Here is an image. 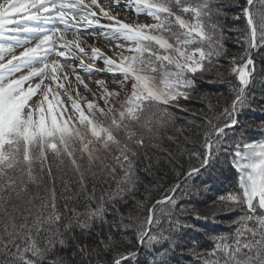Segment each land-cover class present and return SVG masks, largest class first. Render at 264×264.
<instances>
[{
	"label": "snow or ice",
	"instance_id": "1",
	"mask_svg": "<svg viewBox=\"0 0 264 264\" xmlns=\"http://www.w3.org/2000/svg\"><path fill=\"white\" fill-rule=\"evenodd\" d=\"M262 49L264 0H0V264H169L191 227L181 216L219 213L227 228L192 249L196 264H264V141L229 135L254 102L264 109ZM85 75L101 77L97 91ZM205 78L221 86L215 100L199 97L201 114L177 130L184 147L163 175L144 165L143 183L149 142ZM221 163L234 183L201 216L184 200Z\"/></svg>",
	"mask_w": 264,
	"mask_h": 264
},
{
	"label": "trees",
	"instance_id": "2",
	"mask_svg": "<svg viewBox=\"0 0 264 264\" xmlns=\"http://www.w3.org/2000/svg\"><path fill=\"white\" fill-rule=\"evenodd\" d=\"M229 13L228 20L232 19L230 14L234 9H226ZM232 31L229 28H225V32ZM225 39H228L225 37ZM224 39V40H225ZM229 53L233 54L232 51L237 50L235 46V41H231L228 44H225ZM261 55H264V49L257 53L256 59H259ZM222 62V61H220ZM259 66V65H258ZM219 71L227 73L224 71L223 67ZM221 86L215 81L209 82L207 78L203 81H199L197 84V93L193 95L190 102L181 101L182 104H187V111L180 112L179 110L173 109V115L175 117L174 122L170 123L167 127L161 130V134L156 138L155 142H149L147 149L148 159L144 160L142 157L141 175L145 177L143 183H148L149 180L153 179V176L149 175L148 172H145L144 165L151 164L150 172L156 175H161L160 171L166 172L163 169L164 161L168 160L170 155L175 156L178 148H183V137L188 136L189 132H178L177 130L182 127H191V117L199 116L200 108L203 107L204 101L199 99V97L209 94L212 95L213 101L215 100L214 92L217 88ZM259 84H257L254 89L255 92H259ZM259 100V96H257ZM259 113V114H258ZM187 118V119H186ZM242 122L239 125V130L235 133L230 132L229 135L241 136L243 135L245 140H258L262 136L261 129L264 128V124H261V121H264V109H261L257 102H254L252 109H245L241 116L239 117ZM181 137L179 139H168V137L173 136ZM173 141V142H172ZM161 148H165L164 152L161 151ZM157 169L160 171L157 173ZM167 166V171H168ZM198 183L204 182L209 185V190L202 193L198 197H194L191 200L185 198L184 203L190 205L189 208H193L199 211L201 216L208 215L214 210L218 209V206L212 205V200H214L218 195L228 191L231 187V184L234 183V176L232 171L229 169L227 164L221 163L216 166L214 169L205 172L197 180ZM212 186V187H211ZM217 186V187H216ZM211 187V188H210ZM127 211V209H122ZM182 222L186 223L191 227H186L182 238L177 241L179 247L168 252L169 264H196L195 253L192 251L193 248L205 249L211 247L209 243L210 235L213 233H223L229 223V217L224 213H219L216 219H212L209 216V219H194L193 214H184L181 216ZM225 222V223H224ZM131 239V238H130ZM193 241L198 243L193 244ZM141 255L140 259L145 260ZM147 259H150L148 257ZM191 260V261H190Z\"/></svg>",
	"mask_w": 264,
	"mask_h": 264
},
{
	"label": "rangeland",
	"instance_id": "3",
	"mask_svg": "<svg viewBox=\"0 0 264 264\" xmlns=\"http://www.w3.org/2000/svg\"><path fill=\"white\" fill-rule=\"evenodd\" d=\"M232 15L230 14V17H231ZM118 18L119 19H121V20H124L125 22H135V21H137V20H139V21H141V22H143V21H145L146 19H150V18H145L144 16H140V17H136V16H134V15H131V14H126L125 12H123V11H119V13H118ZM69 38H71V37H69ZM83 39H85L86 41H87V44L88 45H93V40L92 39H90V38H88V37H82ZM234 39V38H233ZM231 41H233V40H231ZM235 41V40H234ZM94 46H96V47H100L102 50H104V51H106L107 52V54L109 55V56H112V55H114V53L112 52V51H110L109 49L111 48V45H109L108 43H106V42H104V41H102V40H97L96 42H95V45ZM19 51L20 50H17V54L19 53ZM237 52V50H234V51H232V53L233 54H235ZM220 59V61H222L221 62V64H223V69H224V71L227 73V74H229L230 72H231V65L227 62L228 61V58L227 57H224V56H222V57H220L219 58ZM71 79H72V81H73V87H75V80H74V77H70ZM101 77L100 76H96V75H93L91 78H89L88 76H84V79H85V82L86 83H88V86H89V88H91L92 89V91H97V88H96V85L93 83V81H95V80H97V79H100ZM110 79V78H109ZM80 91H81V93L82 94H85L84 93V89L81 87L80 88ZM75 93L73 92V95H74ZM92 97H89V99H91ZM259 114V113H258ZM242 122L240 121V124H241ZM257 141H264V133L262 134V136L257 140Z\"/></svg>",
	"mask_w": 264,
	"mask_h": 264
},
{
	"label": "bare ground",
	"instance_id": "4",
	"mask_svg": "<svg viewBox=\"0 0 264 264\" xmlns=\"http://www.w3.org/2000/svg\"><path fill=\"white\" fill-rule=\"evenodd\" d=\"M231 40H233V39H229V38H228V39H225V40H224V44H228V43H230ZM172 142H173V141H172ZM164 150H165V148H161V151L164 152ZM167 166H168V168L170 167V165H169V163H168V160L164 161V165H163L162 168L165 169V170L167 171ZM216 166H218V165H216ZM159 171H160V170H159ZM163 173H164V172L161 170V171H160V174L163 175ZM197 183H198V182H197ZM211 187H212V186H211ZM211 187H210V188H211ZM216 187H217V186H216ZM188 206H190V205H188ZM224 223H225V222H224ZM130 238L132 239L131 236H128V237L121 236V237H120V239H122V240H127V239H130ZM143 258H144V259H147L148 256L143 255ZM190 261H191V260H190ZM170 264H172V263H170Z\"/></svg>",
	"mask_w": 264,
	"mask_h": 264
}]
</instances>
